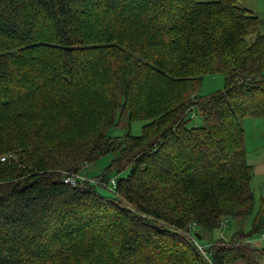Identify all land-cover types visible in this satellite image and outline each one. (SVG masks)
<instances>
[{
    "label": "trees",
    "instance_id": "obj_1",
    "mask_svg": "<svg viewBox=\"0 0 264 264\" xmlns=\"http://www.w3.org/2000/svg\"><path fill=\"white\" fill-rule=\"evenodd\" d=\"M128 1L0 0V37L20 50L50 47L70 76L85 73L98 51L95 20L127 17L136 8L126 22L139 14L151 32L145 49L126 55L127 72L92 86L98 101L90 109L99 118L95 135L81 146L87 148L81 161L110 152L108 170L127 169L111 194L88 180L65 184L64 174L78 173L79 163L55 161L45 146L49 137L0 140L6 147L0 153L19 157L8 170L25 174L0 179V264H258L250 239L264 231V195L244 229L254 193L242 124L246 116L264 118V34L257 16L240 0ZM9 53L0 51L3 92L16 83L22 61ZM213 73L224 75V89L199 95L203 76ZM193 108L199 122L189 126ZM136 120L144 122L138 135H108L119 122ZM8 170L0 178L11 176ZM229 219L238 227L229 237H212L204 256L186 239L197 227L222 231ZM195 235L202 245L203 234Z\"/></svg>",
    "mask_w": 264,
    "mask_h": 264
},
{
    "label": "rangeland",
    "instance_id": "obj_2",
    "mask_svg": "<svg viewBox=\"0 0 264 264\" xmlns=\"http://www.w3.org/2000/svg\"><path fill=\"white\" fill-rule=\"evenodd\" d=\"M139 0H129L128 3H135ZM142 2V1H139ZM241 7L256 13L258 19V32L264 34V0H240ZM139 12L134 9L130 15L106 17L102 20H95V28L93 30L96 36L97 53L91 57V63L85 73L70 76L61 70L57 60L55 61L54 52L50 47L46 50L40 51H25L19 47H13L9 42H6L0 37V51H10V55L18 60V54H21V63L17 64L18 72L16 83L11 87L4 88L7 92H3L0 88V117H4L6 121L12 119V124L7 126V123L0 119V140L5 144L10 142L14 134L20 135V138L14 140L18 142H25L30 134L42 135L50 138L49 142L45 144L48 151L54 155V160L60 163H79L80 170L94 169L93 172H87L85 175L80 173V176L85 180L94 184L99 193L104 195L111 194L112 190L108 184L112 178L118 179L125 176V171L117 172L108 170V165L113 159L112 153L100 154L96 160L89 162L81 161L84 158V150L81 146L85 143L87 136L95 135L92 131L93 127L98 121L99 115L97 110L90 109L93 104L98 101V97L94 93L92 87L95 83L103 81L107 78L108 82L115 76V72L125 73L128 71L127 66L122 64L127 58V54L136 55L141 50L147 47L151 41V32L147 25L144 26L138 17L143 18L137 14L133 21L128 24L130 16ZM146 12V10H145ZM141 21V23H140ZM251 39L253 35H249ZM126 44H123L125 43ZM122 46H121V45ZM8 47V49H5ZM14 58V59H15ZM140 58V56H139ZM144 61V59H141ZM225 87V78L222 73L205 74L201 80V87L199 95L207 96L208 94L223 90ZM4 94H7L4 96ZM8 104H12L8 107ZM22 109V110H21ZM33 109L34 112H30ZM21 111V113H20ZM188 125L191 126L199 122L197 109L193 108L186 115L191 117ZM73 119V120H72ZM55 120L62 122L60 128L56 127ZM65 122L70 126L65 125ZM143 121H133L128 124L127 121L119 122L118 126L110 128L108 135L111 138L123 136L126 133L138 135L141 131ZM246 159L250 164L251 161L257 159L258 156L264 155V118L246 116L243 121ZM50 125V126H48ZM40 131V132H39ZM39 132V133H38ZM78 139L77 145L74 146L75 139ZM14 139V138H13ZM114 140V139H113ZM64 141L67 142L63 143ZM60 142V145L57 144ZM116 142V141H115ZM42 145V142L40 146ZM63 145V146H62ZM0 148H6L0 146ZM37 150L35 156L43 157ZM47 151V150H46ZM6 156V160L2 161L1 157ZM18 156L11 150L2 151L0 153V170H8L10 168H17L14 164H18ZM48 159L47 155L44 156ZM19 168V167H18ZM23 169V168H22ZM25 167L23 171H26ZM64 170H61L62 173ZM92 171V170H91ZM11 174L4 180H14L18 177H24L25 174L19 175L18 172L9 171ZM251 180V187L254 193V205L252 213L247 217L244 229L250 228V223L253 215L258 209L259 199L264 195V175L255 174L254 170ZM60 173V174H61ZM107 180V183H104ZM191 225V224H190ZM238 225L232 219L227 221V225L223 226V237L229 235L237 228ZM185 232L186 239L191 241L204 256L200 250L195 233H202L204 237L198 240L202 245L206 244L219 234L216 231L212 234L201 232L199 227L196 230Z\"/></svg>",
    "mask_w": 264,
    "mask_h": 264
},
{
    "label": "crops",
    "instance_id": "obj_3",
    "mask_svg": "<svg viewBox=\"0 0 264 264\" xmlns=\"http://www.w3.org/2000/svg\"><path fill=\"white\" fill-rule=\"evenodd\" d=\"M250 164L252 165V171L254 170L255 174L264 175V155L258 156L257 159L251 161ZM91 168L83 169L82 171L79 172V175L80 173L85 175L87 172H93L95 170V167L94 169ZM222 233L223 231H219L220 235H222ZM250 243L254 247V249H256L258 264H264V236H262V232L251 237ZM234 264H245V263L242 260H237Z\"/></svg>",
    "mask_w": 264,
    "mask_h": 264
},
{
    "label": "built area",
    "instance_id": "obj_4",
    "mask_svg": "<svg viewBox=\"0 0 264 264\" xmlns=\"http://www.w3.org/2000/svg\"><path fill=\"white\" fill-rule=\"evenodd\" d=\"M194 117V114H192L191 118ZM2 161L6 160V156H2L1 157ZM63 182L65 184L71 185V186H77L79 185L82 181H84L85 179L83 177H81L78 173H73V172H66L62 178ZM104 183H107V180H104ZM110 189L114 190L115 186H116V179L112 178L111 180H109L108 182ZM225 226V224H223ZM262 236H264V232H262ZM200 250L203 252V254L205 255V246L199 245Z\"/></svg>",
    "mask_w": 264,
    "mask_h": 264
},
{
    "label": "water",
    "instance_id": "obj_5",
    "mask_svg": "<svg viewBox=\"0 0 264 264\" xmlns=\"http://www.w3.org/2000/svg\"><path fill=\"white\" fill-rule=\"evenodd\" d=\"M198 237L200 238V236L198 235Z\"/></svg>",
    "mask_w": 264,
    "mask_h": 264
}]
</instances>
